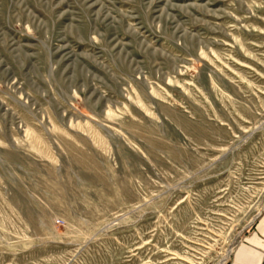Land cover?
<instances>
[{"label": "rangeland", "instance_id": "1", "mask_svg": "<svg viewBox=\"0 0 264 264\" xmlns=\"http://www.w3.org/2000/svg\"><path fill=\"white\" fill-rule=\"evenodd\" d=\"M264 212V0H0V264H228Z\"/></svg>", "mask_w": 264, "mask_h": 264}, {"label": "crops", "instance_id": "2", "mask_svg": "<svg viewBox=\"0 0 264 264\" xmlns=\"http://www.w3.org/2000/svg\"><path fill=\"white\" fill-rule=\"evenodd\" d=\"M228 264H264V212L235 248Z\"/></svg>", "mask_w": 264, "mask_h": 264}]
</instances>
